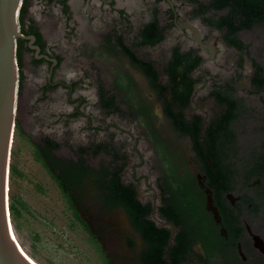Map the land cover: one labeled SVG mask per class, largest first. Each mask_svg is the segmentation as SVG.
I'll return each instance as SVG.
<instances>
[{"label": "flooded vegetation", "instance_id": "flooded-vegetation-1", "mask_svg": "<svg viewBox=\"0 0 264 264\" xmlns=\"http://www.w3.org/2000/svg\"><path fill=\"white\" fill-rule=\"evenodd\" d=\"M198 10L189 0H21L10 164L27 153L68 195L74 227L107 264L159 252L164 264H264V61L243 39L264 25L231 43ZM116 174L155 230L111 203Z\"/></svg>", "mask_w": 264, "mask_h": 264}, {"label": "rangeland", "instance_id": "rangeland-1", "mask_svg": "<svg viewBox=\"0 0 264 264\" xmlns=\"http://www.w3.org/2000/svg\"><path fill=\"white\" fill-rule=\"evenodd\" d=\"M208 2L209 0H201ZM264 61V28L256 27L243 36ZM263 58V59H262ZM264 64V63H263ZM25 153L14 159L17 176L9 180L8 196L23 201L27 210L12 222L18 244L37 264H106L86 234L74 227L71 213L59 190ZM100 156L95 161L105 162Z\"/></svg>", "mask_w": 264, "mask_h": 264}, {"label": "water", "instance_id": "water-1", "mask_svg": "<svg viewBox=\"0 0 264 264\" xmlns=\"http://www.w3.org/2000/svg\"><path fill=\"white\" fill-rule=\"evenodd\" d=\"M21 0H0V264H35L19 248L11 233L9 212L10 151L17 89L16 40L21 38L17 15ZM200 43L194 25H184ZM206 50V47L202 46ZM212 49V54L215 53ZM176 229L172 227V239Z\"/></svg>", "mask_w": 264, "mask_h": 264}, {"label": "trees", "instance_id": "trees-1", "mask_svg": "<svg viewBox=\"0 0 264 264\" xmlns=\"http://www.w3.org/2000/svg\"><path fill=\"white\" fill-rule=\"evenodd\" d=\"M189 1L199 7L198 16L202 18L204 22L219 30L227 27L229 35L228 41L231 43L236 42L234 37L238 32L242 30H250L256 25H264V0H210L206 3L199 0ZM211 10L215 12H227L221 16L219 20H216L215 16H207ZM177 53L179 52L177 51ZM259 70H261V67H259ZM18 175L15 167L10 164L9 180L17 178ZM116 175L117 176L114 177L111 183L105 187L111 203L114 206L124 207L126 212L131 216L133 223L140 230H155L154 225L150 222L145 225L140 223L139 218L147 214L148 209L140 206V204L134 201L135 193L133 188L123 187L120 183L119 174ZM19 176H23V174H20ZM8 192H10V189ZM63 193L66 201H69L68 195L65 192ZM70 208L73 209V206L70 205ZM168 208L169 206L165 205L161 211L168 213ZM26 210L27 206L23 201H18L12 195L9 196L11 222H15L21 216V213ZM167 236L166 233L163 237L157 239V246L165 245L167 242ZM153 240H156V238L151 239L150 236L146 237V242L149 246H156ZM178 243L180 245L184 244L182 238L178 239ZM96 251L99 252L103 258L100 249H97ZM157 255V259H154V262L149 264H164L160 259L161 252L157 253Z\"/></svg>", "mask_w": 264, "mask_h": 264}, {"label": "bare ground", "instance_id": "bare-ground-1", "mask_svg": "<svg viewBox=\"0 0 264 264\" xmlns=\"http://www.w3.org/2000/svg\"><path fill=\"white\" fill-rule=\"evenodd\" d=\"M14 131V130H13ZM11 233H12V236L14 237V239L16 240V238H15V235H14V232H13V229H12V227H11ZM16 242H17V240H16ZM17 244H18V242H17ZM18 246H19V248L21 249V251L33 262V263H35V264H37L34 260H32L25 252H24V250L22 249V247L18 244Z\"/></svg>", "mask_w": 264, "mask_h": 264}]
</instances>
